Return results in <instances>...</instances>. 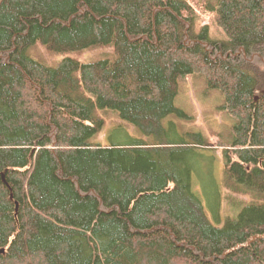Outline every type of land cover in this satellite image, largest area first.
Instances as JSON below:
<instances>
[{"label":"trees","instance_id":"1","mask_svg":"<svg viewBox=\"0 0 264 264\" xmlns=\"http://www.w3.org/2000/svg\"><path fill=\"white\" fill-rule=\"evenodd\" d=\"M198 2L226 40L187 0H0V264H264V0ZM36 42L117 57L48 67ZM190 73L236 121L220 227L186 161L207 142L162 126ZM107 110L151 139L100 143Z\"/></svg>","mask_w":264,"mask_h":264},{"label":"rangeland","instance_id":"2","mask_svg":"<svg viewBox=\"0 0 264 264\" xmlns=\"http://www.w3.org/2000/svg\"><path fill=\"white\" fill-rule=\"evenodd\" d=\"M195 9L198 25H208L213 40H226L223 31L215 24L211 12L203 13L198 0H187ZM27 55L41 64L53 67L63 59H75L81 63H94L100 60H114L117 57L113 44L97 45L83 50L54 51L45 44L36 42L27 49ZM223 95L218 89L207 87L205 79L197 73H190L178 80V91L174 100L180 114L173 112L162 120V126L169 131L168 138L179 139L185 133H200L208 145L198 146L193 154L186 157L191 167L190 184L194 193L202 201L209 221L214 226H222L227 217H235L238 209L230 207L223 187L224 168L227 157L225 148L218 141L229 146L233 137L235 119L222 109ZM100 112V110L98 111ZM104 113V114H103ZM105 128L98 136L100 143L128 141V135L136 139L150 140L133 125L122 120L118 113L107 110L101 113ZM119 126L122 130L115 131ZM257 136V147L264 146V131ZM232 161L237 160L231 153Z\"/></svg>","mask_w":264,"mask_h":264},{"label":"water","instance_id":"3","mask_svg":"<svg viewBox=\"0 0 264 264\" xmlns=\"http://www.w3.org/2000/svg\"><path fill=\"white\" fill-rule=\"evenodd\" d=\"M16 210H17V206H16ZM0 252H3V250H1Z\"/></svg>","mask_w":264,"mask_h":264}]
</instances>
